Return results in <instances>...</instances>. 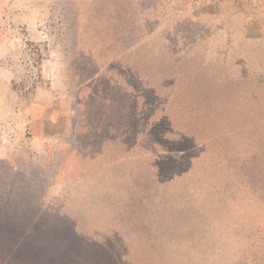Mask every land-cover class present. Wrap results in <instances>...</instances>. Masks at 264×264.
<instances>
[{"label":"rangeland","instance_id":"1","mask_svg":"<svg viewBox=\"0 0 264 264\" xmlns=\"http://www.w3.org/2000/svg\"><path fill=\"white\" fill-rule=\"evenodd\" d=\"M245 7L0 0V264H264Z\"/></svg>","mask_w":264,"mask_h":264},{"label":"crops","instance_id":"2","mask_svg":"<svg viewBox=\"0 0 264 264\" xmlns=\"http://www.w3.org/2000/svg\"><path fill=\"white\" fill-rule=\"evenodd\" d=\"M237 2L243 3L249 11L246 14L247 23L257 26L264 25V0H237Z\"/></svg>","mask_w":264,"mask_h":264},{"label":"built area","instance_id":"3","mask_svg":"<svg viewBox=\"0 0 264 264\" xmlns=\"http://www.w3.org/2000/svg\"><path fill=\"white\" fill-rule=\"evenodd\" d=\"M8 124H0V135L6 137L7 139H13L15 136L17 137L16 129L18 126ZM3 133V134H2Z\"/></svg>","mask_w":264,"mask_h":264}]
</instances>
